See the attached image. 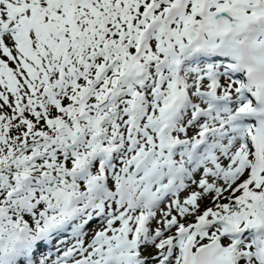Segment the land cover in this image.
<instances>
[{
  "label": "snow or ice",
  "instance_id": "obj_1",
  "mask_svg": "<svg viewBox=\"0 0 264 264\" xmlns=\"http://www.w3.org/2000/svg\"><path fill=\"white\" fill-rule=\"evenodd\" d=\"M0 264H264V0H0Z\"/></svg>",
  "mask_w": 264,
  "mask_h": 264
}]
</instances>
